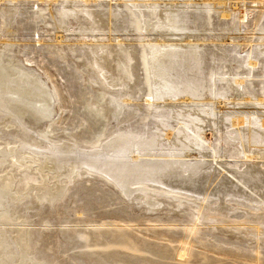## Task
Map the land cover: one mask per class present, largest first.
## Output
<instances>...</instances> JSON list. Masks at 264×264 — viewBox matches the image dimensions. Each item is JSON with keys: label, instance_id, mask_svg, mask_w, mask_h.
<instances>
[{"label": "rangeland", "instance_id": "rangeland-1", "mask_svg": "<svg viewBox=\"0 0 264 264\" xmlns=\"http://www.w3.org/2000/svg\"><path fill=\"white\" fill-rule=\"evenodd\" d=\"M76 1L0 0V49L12 43V59L19 63L22 70H30V74H35L31 75L37 79V85L46 86L45 89L49 90L51 96L52 108L49 118L37 122L31 121L27 116L20 119L11 115L7 126L4 125V120L8 114L0 110V149L4 148V154L0 156V179H5L6 176L4 191L8 193L5 200L0 199V212L6 209L8 211V218H0V233L5 235L4 238L9 243L6 247L0 245V264H264V226H260L257 233L253 228H249L256 227L262 220L264 223V215L260 214L264 213V188L252 189L251 185L247 186L240 180L248 177L249 162L240 156L241 149L235 137V128L230 125L233 118L231 115L238 113L236 110L242 109L244 114H249L255 126L242 120V127L253 126V129H257V147H261L260 152H264L261 133L264 123L256 119L258 116L264 117V103H255L256 97L264 96V0H228L226 8L233 13L226 18L219 17V14L213 11L209 12L203 4L198 6L201 0H99L98 3L102 5L100 7L93 2L89 4L82 0ZM235 1L236 5L233 4ZM124 2L129 3L131 9H128ZM171 2L177 6H172ZM109 3L115 13H120L116 18L112 16L110 21L106 7ZM83 5L85 11L89 14L96 12L97 17L88 19L81 11ZM150 6L156 13H161L160 15H163L167 8H175L174 10L178 9V13L184 17L185 24L178 33L182 35L183 40L175 41L183 44L189 43L190 40L191 45L196 44L199 55L197 61L195 60V67L191 65L194 59L189 55L174 60L169 77L174 78L175 83L188 77L189 83L194 84L196 88L183 89L184 87L180 86L184 82L177 83L176 86H179L182 92L176 94L172 100L153 101L152 105L136 100L133 103L139 105L137 110L129 104H120L116 115L109 114L106 110L108 117H104L96 105H92L93 101L104 103V100L99 91V87L103 86L98 83L99 79L93 76L97 71L91 64L90 50L95 51L98 55L97 61L104 67L103 64H108V61L111 63L112 59L121 56L120 46H108L111 41L115 42L114 35H120L126 44L130 41L134 46L127 44L126 48L132 59H126L124 67L120 65L113 68L116 82L121 84L122 79H125L128 87L124 86L121 90L115 89L113 92L120 96L130 94L135 98L142 93H149L146 84L148 76L145 51L140 44L143 36L139 35H148L153 43L174 40L168 30L154 24L157 18L148 20L145 16L142 17L144 9H149ZM59 9L65 10V16L62 18L67 30H62L52 23L60 17ZM238 10L246 12L241 24L237 23ZM50 13L52 14L49 15ZM140 18L145 20L146 31L142 28L143 22ZM108 26L116 29L112 33L114 37L110 40L107 37ZM126 26L128 30L120 31ZM233 26L240 29L233 30ZM185 34L191 36L187 41H184ZM229 36H234L238 43L232 45L234 43L228 42ZM3 40L7 42L3 44ZM95 44H101L102 49H98ZM248 57L256 62L254 67L250 66ZM182 58H188L189 62L184 64ZM90 70L94 73L90 74V78L93 77L96 84L88 79ZM222 72L248 74H243L245 83L236 87L232 83L226 85V79L223 82L219 80L223 78L219 75ZM212 73L215 74L216 86H211ZM136 75L140 76V81H137ZM230 80L232 82L233 77ZM136 82L141 84L138 93ZM111 84H114L113 81ZM235 88L242 96L250 97L253 103H236L243 100L236 101L233 96ZM219 100L224 102L218 104ZM153 107H157L158 113L165 119L154 120ZM169 109H172L171 112ZM180 110L182 111L179 112ZM246 110H254V113ZM167 130L171 131L169 138L166 137ZM123 132L129 134L124 135ZM132 134L141 137L133 138V141L138 139L135 148L144 145V148L139 147L140 153L142 152L140 158H150V163L193 158V161L206 162L205 173L199 174L206 176L209 173L212 180L203 178L199 181L202 185L200 183L198 187L183 184L180 191L174 192L165 185L151 181L144 182V185L130 183L129 188L136 190H133L131 197H126L109 179L93 171H86L87 169L77 163L73 169L75 175L73 174L74 177L70 178L69 183L65 181L72 170L68 160L60 170L52 173L40 165L59 147H64L67 151L72 148L84 152L96 151L115 137L123 138L130 145ZM20 149L21 156L15 161L12 154ZM182 151L185 154L191 153L190 159L177 154ZM212 153L218 156V163L207 156ZM127 155L130 157L128 152ZM200 155L203 158H199ZM257 160L264 161L262 158ZM129 161L132 162L130 158ZM142 161L147 160L136 162L143 163ZM256 165L264 170V166L259 163ZM179 167V171L183 172L178 171V176L190 177L194 174L190 167ZM8 177L10 179H7ZM220 181L234 184L245 193L235 196L237 192L228 194L222 189H217ZM58 182L64 184L63 191H59ZM142 187L152 193L146 194V197ZM35 192L37 195L47 193L50 197L39 200ZM151 194L153 196H150ZM174 197L180 200H174ZM197 206L208 208L207 213H210V210L216 215L221 213L225 218H218L206 212L201 214L208 215L207 218H202L197 212ZM259 215L263 219L259 218ZM242 223V227L248 228L245 234L242 233L243 230L231 228L232 225L241 226ZM21 229L24 231L25 243L29 250L25 251L23 258L24 249L21 250V244L15 240ZM2 237L0 234V238Z\"/></svg>", "mask_w": 264, "mask_h": 264}, {"label": "bare ground", "instance_id": "bare-ground-1", "mask_svg": "<svg viewBox=\"0 0 264 264\" xmlns=\"http://www.w3.org/2000/svg\"><path fill=\"white\" fill-rule=\"evenodd\" d=\"M55 1V0H53ZM71 1V0H70ZM78 1V0H77ZM76 1V2H77ZM101 1V0H100ZM111 1V0H109ZM189 1V0H188ZM202 2L199 5L202 6L205 5L207 10H209V12H212L213 13H218L219 14V17L221 18H226V17H230V15L233 13V11H229L227 10L226 8V5H227V2L228 0H201ZM82 2L84 3H89V2H93L96 4V6H102L100 5L98 2L99 0H82ZM174 2V1H172ZM171 2V3H172ZM136 3V2H135ZM165 3H169V2H165ZM191 3V2H189ZM90 4V3H89ZM125 6L129 9H131V7L128 6L129 3L127 2H124ZM132 4V3H131ZM137 4V3H136ZM135 4V5H136ZM160 4V3H158ZM234 5H236V1L233 3ZM232 4V5H233ZM87 5V4H86ZM172 6H177L176 3H172L171 4ZM179 5V4H178ZM180 5H182L180 3ZM193 5V4H191ZM191 5H187V6H190ZM197 5V4H196ZM195 5V6H196ZM152 6V5H151ZM150 6L149 9H144V13L141 12V10L137 7V9L140 10V14L142 13V17L145 16L146 19L148 20H153L156 19V21L154 22L155 25H158L159 27H164L165 29L164 30H168L171 34V36H174V38H171V39H174V40H171L169 42H161V43H153V41L151 40L150 37H148V35L146 34H142V35H139V36H143L142 37V41H141V45L143 46L144 48V51H145V62H146V66H147V76H148V81H147V87L149 88V93H142L140 96H138V98H135L133 97L132 95L130 94H126V95H117L116 93L113 92V90H121L122 87H128L127 83H126V80L125 79H122L121 77H119L120 79L123 80V83L119 84V82L117 83L116 82V79H115V75H114V72L115 70H113V68L115 67H118L120 65H125V60L126 59H132V56L130 54V52L127 51V44H129L128 46L130 47H133L134 45H131L130 41L126 44L125 41L120 38L116 35L112 36V33H114L113 31L116 30V29H113L111 28L110 26H108L107 28V37H108V40L112 39L111 37H114L113 39L115 40L114 43H112V41L108 44V46L111 45L114 46V45H118L119 47V54L121 55L120 58H116V59H112L111 63L110 61H108V64H103L104 67L101 66L100 62L97 61V57L98 55H96V53H94L95 51L94 50H90V55H91V64H92V67L95 68V70L97 71L96 75H93L94 73L91 72V70L89 71V76H88V79H91V81L96 84L94 78H90V74H92L93 76H96V78L99 79L98 83L99 84H102V88L99 87V91L101 93L100 96H102L103 100H104V103H101V102H98V101H93L92 102V105H96V108L97 110L99 111V113H103L104 117H108V113L109 114H112V115H116L117 114V111L120 110V104H129L131 106V108H135V110H137V108H139V105L138 104H134L133 101H136V100H139L140 102H142V104H148V105H152L153 104V101H166V100H172V98L176 97V94H179L180 92H182L181 88L180 87H184L183 89H185V87H188L187 89L189 90V88H192V89H195V85L194 84H190L189 81H188V77H186L187 79H185L184 83L182 82H176L175 83V80L173 81V79H171L169 77V72L172 68L171 66V63L174 62V60L178 59L180 56H183V55H189L192 57V59H194L192 62H191V65H193L194 67L196 66V59H197V56L199 55L198 53V50H197V46H195L193 43L192 45L190 44L191 41L188 40L191 36L190 35H186V40L184 41H189V43H183V44H179L177 43L176 41L178 40L179 41H182L183 39H181V34H178L182 29H183V24H185V20H184V17L182 16V14L178 13V9L177 10H168L169 8H167L165 11H163V15H160L158 13H156V10L154 8H152ZM156 6V4L154 5ZM160 6V5H159ZM194 6V7H195ZM68 7V5H67ZM107 7V17L109 19V21L111 20V17L113 16L114 18H116L119 14L115 13V11L111 8V4L109 3ZM132 7H133V4H132ZM149 7V6H148ZM185 7V6H184ZM81 11L84 13L85 16H88V19L89 18H92V17H97V13L96 12H91L90 14L85 11L84 8V5L83 7L81 6ZM102 8V7H101ZM152 8V9H151ZM166 8V7H165ZM187 8V7H186ZM203 8V7H202ZM229 8V7H228ZM133 9V8H132ZM158 9V8H157ZM163 9V8H162ZM188 9V8H187ZM135 10V9H134ZM181 10V9H180ZM196 10V9H195ZM231 10V9H230ZM136 11V10H135ZM147 13H146V12ZM182 11H183V7H182ZM197 11V10H196ZM139 12V11H138ZM137 12V14H139ZM161 12V10H160ZM65 10H60L59 9V14H60V17L58 19H55L54 22H52L56 27H60L62 30H67L65 29V26L63 25V18L65 16ZM236 13V12H234ZM237 23L241 24L245 17H246V12L243 11V10H238L237 11ZM48 14V13H47ZM52 13H50L49 15H51ZM159 15V17L157 16ZM235 15V14H233ZM139 16V15H138ZM209 16V14H208ZM52 19L54 20L53 16H51ZM63 17V18H62ZM141 17V15H140ZM62 18V19H61ZM235 18V17H234ZM51 19V20H52ZM142 19V18H140ZM147 20V21H148ZM211 20V19H210ZM141 22H143V26L142 28L145 30L146 28L144 27V24H145V20L142 19ZM148 23V22H147ZM234 23H236L234 21ZM233 24V23H232ZM234 25V24H233ZM155 27V26H154ZM149 28V27H148ZM153 28V27H152ZM156 28V27H155ZM89 29V28H88ZM239 30L240 27H235L233 26V30ZM8 30H10V28H8ZM90 30L93 31V29L91 28ZM118 30V29H117ZM122 30H128L127 26L126 27H123L120 31ZM147 30V29H146ZM145 30V31H146ZM150 30V29H149ZM157 30V29H156ZM191 30V29H190ZM202 30V29H201ZM151 31V30H150ZM144 32V31H143ZM162 32V31H161ZM164 32V31H163ZM95 33V32H94ZM160 33V31H159ZM177 33V35H176ZM168 34V33H167ZM221 34V33H220ZM146 37H145V36ZM162 35V34H161ZM193 35V34H192ZM158 36V34L156 35ZM163 36V35H162ZM184 36V35H183ZM235 36V35H234ZM234 36H229L227 37V39H229L228 42H232L234 44L232 45H236L238 42L235 41L236 38ZM159 37V36H158ZM161 37V36H160ZM169 37V36H168ZM204 37V36H203ZM163 38V37H161ZM184 38V37H182ZM188 38V39H187ZM205 38V37H204ZM202 38V39H204ZM231 38V39H230ZM92 39V38H91ZM153 39V38H152ZM206 39V38H205ZM61 40V39H60ZM59 40V41H60ZM158 40V38H157ZM166 40V39H165ZM176 40V41H175ZM5 44L7 41L3 40ZM39 41V39H38ZM9 42V41H8ZM156 42V41H154ZM237 42V43H236ZM85 44V43H84ZM107 44L105 46H107ZM60 45V44H59ZM92 45V44H91ZM97 45V44H95ZM101 44L97 45L98 49H102V47L100 46ZM183 45V46H182ZM93 46V45H92ZM103 46V45H102ZM12 43L11 44H6V46H4V48L0 49V110H3V112H6V114H8V117L5 118V126L6 123H10L9 122V119L12 118L11 115H13L14 117H21L23 118V116H27L28 118L32 119L31 121H40V120H44V119H47L51 116V96H50V93H49V90H46L45 87L46 86H43L42 85H37V82H36V78L34 76H32L31 74H34V73H31L30 74V70L27 71V70H22L21 66L19 65V63L14 59V56H13V51H12ZM94 48V47H93ZM96 49V48H95ZM108 49L105 50L108 51ZM97 51V50H96ZM104 52V51H103ZM107 54V53H106ZM109 55H111V52H109ZM108 55V56H109ZM105 56V54H104ZM97 58V59H96ZM102 58V57H101ZM107 60V59H106ZM183 61V63H188L189 62V59L188 58H182L181 59ZM196 60V61H195ZM248 61H249V64L251 67H254L256 65V62L253 61V60H250V57H248ZM107 62V61H106ZM103 63V61L101 62ZM112 64V65H111ZM15 67H17L18 69H16ZM20 69L22 71H20ZM119 73V72H118ZM243 74L247 75L248 73H229V72H222L220 73L219 75L220 76H223V78H220L219 80L221 82L223 81H226L227 80V84L226 85H230L232 83V85L234 86H241L245 83V79H244V76ZM35 75V74H34ZM215 74L212 73L211 74V79L213 80L211 82V86L212 85H215L216 86V83H215ZM109 76V77H108ZM235 76V77H234ZM233 77V81L231 82L230 78ZM136 78L137 81L139 80L140 76H137L136 75ZM226 79V80H225ZM249 79V78H248ZM251 79V78H250ZM256 79V78H255ZM109 80H112L114 84H111V82H109ZM119 80V79H118ZM252 80V79H251ZM97 81V80H96ZM140 81V80H139ZM254 81V80H252ZM251 81V83H252ZM40 83V82H39ZM92 83V84H93ZM97 83V84H98ZM177 83H182L183 85L182 86H176ZM250 83V81H249ZM136 84V87H138L137 89V92L138 93L141 88H139V86L141 85L140 83H135ZM134 84V85H135ZM180 85V84H179ZM232 87V86H231ZM226 88V87H225ZM230 88V87H229ZM191 90V89H190ZM143 92V91H142ZM184 92V90H183ZM250 92V91H249ZM195 93V92H194ZM208 93V92H207ZM214 93V92H213ZM189 94V93H188ZM210 94V93H209ZM223 94V93H222ZM184 95H186L184 93ZM208 95V94H207ZM219 95V94H218ZM192 96V95H191ZM209 96V95H208ZM234 98H236L237 100L236 101H241L243 100L242 102H236V103H244V104H247V103H253V101L250 99V97H244L240 94V91L238 89H234ZM188 97V96H187ZM186 97V99H187ZM215 97V96H214ZM101 98V99H102ZM121 98V99H120ZM184 98V96H183ZM223 98H226V97H223ZM248 98V99H247ZM189 99V97H188ZM187 99V100H188ZM207 99V98H206ZM210 99V97L208 98ZM185 100V99H183ZM227 100V99H226ZM189 101V100H188ZM187 101V102H188ZM185 102V101H184ZM213 102V101H212ZM224 101L222 100H219L217 101L218 104L220 103H223ZM227 102V101H226ZM229 102V101H228ZM227 102V103H228ZM232 102H235V101H232ZM168 105H169V102H167ZM183 103V102H182ZM192 103V102H191ZM190 103V104H191ZM197 103V101H196ZM201 103V102H200ZM211 103V102H210ZM255 103H264V96L262 97H256L255 98ZM156 104V103H155ZM154 104V105H155ZM166 104V103H165ZM181 104V103H180ZM211 105V104H210ZM129 107V106H128ZM252 107V106H251ZM251 107H247V108H251ZM245 108V107H244ZM252 108H255V107H252ZM161 109V108H160ZM181 109V108H180ZM187 109V108H186ZM236 109V108H235ZM107 110V112H106ZM170 110V109H169ZM172 110V109H171ZM170 110V112H171ZM174 110V109H173ZM190 110V109H189ZM205 110V109H204ZM207 110V109H206ZM242 110V109H241ZM241 110H236L238 113H236V115H231V117L233 116V118H231L230 120V125H232L234 128H235V137H237L238 141H239V146H240V149H241V157L244 159V161L246 162H249L248 164V171H247V175L248 177L246 178H240V180L242 181V183H244L245 185L247 186H250L251 185V188L252 189H261V188H264V170H262L263 168H258V166L256 165L257 163H259L260 165L264 166V161L261 160V162H258L257 158L258 159H263L264 160V152H260L261 151V147H257V144L259 143V133L257 131V129H253V126L252 128L251 127H247L245 128V126L242 127V120L244 121H247L248 124H253L251 118L249 117V114L247 113H243V111ZM176 111H178V109H176ZM182 110H180L179 112H181ZM232 111V110H231ZM247 112H250V113H254V110H246ZM2 112V113H3ZM159 111H157V107H153V111H152V116L154 118V120H159L161 121L163 118L165 119V117H162L163 115L158 113ZM161 112H164V111H161ZM169 112V111H168ZM220 112V111H218ZM257 112V111H256ZM260 112V111H259ZM166 113V112H165ZM177 113V112H176ZM175 113V114H176ZM186 113H187V110H186ZM5 114V113H4ZM238 114V115H237ZM257 114V113H256ZM173 115V114H172ZM181 115V114H180ZM196 115V114H195ZM248 115V116H247ZM251 115V114H250ZM253 115V114H252ZM150 116V115H149ZM179 116V115H178ZM264 116V115H263ZM180 117V116H179ZM182 117V116H181ZM220 117V116H219ZM218 117V118H219ZM241 117H244V119H242ZM259 117V116H258ZM256 118L257 120L259 119L260 120V123H264V117H259V118ZM116 118V116H115ZM184 118V117H183ZM187 118V117H186ZM190 118V117H189ZM200 118V117H199ZM202 118H203V115H202ZM208 118V117H207ZM217 118V117H216ZM179 119V118H178ZM177 119V120H178ZM213 120H215L214 118H212ZM181 120V119H180ZM194 120V119H192ZM184 121V120H183ZM198 121V120H197ZM220 121V120H219ZM39 123V122H38ZM201 123V122H199ZM209 123V122H208ZM217 123V122H216ZM246 123V122H245ZM246 123V124H247ZM259 123V122H258ZM195 124V123H194ZM205 124V123H204ZM247 124V125H248ZM206 125V124H205ZM254 125V124H253ZM255 126V125H254ZM160 127V126H158ZM205 127V126H204ZM211 127V126H210ZM156 128V127H155ZM194 128V127H193ZM192 128V129H193ZM199 128V127H198ZM197 128V129H198ZM168 129V127H167ZM263 129V128H262ZM22 130V129H21ZM164 130V129H163ZM194 130V129H193ZM192 130V131H193ZM264 130V129H263ZM263 130H261V133L263 134V141H264V132ZM177 131V130H176ZM197 131V130H196ZM260 131V129H259ZM127 132V131H125ZM124 135H127L125 134ZM180 132V131H179ZM198 132V131H197ZM196 132V133H197ZM203 132V131H202ZM155 133V132H154ZM174 133V132H173ZM210 133H211V130H210ZM115 134V133H114ZM113 134V135H114ZM177 134V133H176ZM181 134V133H180ZM112 135V136H113ZM133 137H130L131 141H130V145H128L127 141H125L123 138H118V137H115V138H111L110 141L105 144V146L103 148L96 150V151H89V152H84V151H80L78 149H70V150H65L64 147H59V149H56L52 152V155L51 157H49L48 159H45L43 160L40 165L42 167H45L46 170H49L51 173L56 171L57 170H60L63 166V163L68 160L69 164L71 165V172L68 174L67 176V179L68 180H65L67 181V183L71 182V179L72 176L74 177V171L73 169L75 168L74 167V164L77 163L78 166L81 165V167H84L85 169H87L86 171H93L95 172L96 174L100 175V176H103L105 179H109L112 183H114L120 190L121 193L124 194V196L126 197H129L133 190L135 191V189L131 190V188H129V185L130 183L131 184H134V183H140V184H143L144 185V182H147V181H151V182H154V183H157V184H160V185H165L166 187H169L171 189L172 192L176 191V190H181L183 184L185 186H190V187H198V184H200L201 182H199L200 180H202L203 178H210V180H212V177H210L209 173L208 175H204V176H201L199 174V172H204L205 173V163L201 162V161H193L192 159L193 158H189L191 157V153L190 154H185L182 153H177L179 154V156L181 157H188L190 160H184V161H180V160H176V161H158V162H152L150 163V158H140V154H142V152L140 153L139 151V147L140 146H143L144 148V145H138L139 147L135 148L134 146L137 145L136 143V140L138 141V139H136L135 141H133L136 137L138 138H141L140 136L136 135V134H132ZM171 135V131L167 130L166 131V137H170ZM111 136V137H112ZM117 136V134L115 135ZM129 136V135H128ZM154 136V135H153ZM152 136V137H153ZM177 136V135H176ZM161 137V136H159ZM165 137V138H166ZM202 137V136H201ZM200 137V138H201ZM206 137V135H205ZM109 138V137H108ZM134 138V139H133ZM157 138V137H156ZM186 138V137H185ZM129 139V140H130ZM153 139V138H152ZM176 139V137L174 138V140ZM107 140V139H106ZM105 140V141H106ZM140 140V139H139ZM173 140V139H172ZM206 140V139H204ZM194 141V140H193ZM196 141V140H195ZM203 141V140H202ZM142 142V141H141ZM140 142V143H141ZM150 142H152L150 140ZM178 142V141H177ZM183 142V141H182ZM181 142V143H182ZM145 143V142H144ZM149 143V142H148ZM155 143V141H154ZM191 143V142H190ZM189 143V144H190ZM147 144V143H146ZM173 144V143H172ZM184 145V144H183ZM183 145H182V148H183ZM176 146V145H175ZM181 146V144H180ZM186 146V145H185ZM197 147V146H196ZM195 147V148H196ZM16 148V147H15ZM98 148V147H97ZM142 148V149H143ZM181 148V149H182ZM69 149V148H68ZM88 149V148H87ZM148 149V148H147ZM154 149V148H153ZM157 149V148H156ZM178 149V148H177ZM185 149V148H183ZM91 150V149H90ZM144 150V149H143ZM149 150V149H148ZM151 150V149H150ZM180 150V149H179ZM14 151V150H13ZM21 151L22 149H20L19 151H16V153L13 152V157H15V161L19 158V155L21 156ZM26 151V150H25ZM174 151V150H173ZM127 152L129 154L130 157H128L127 155ZM145 153V151H143ZM150 153V152H149ZM162 153V152H161ZM172 153V152H171ZM4 154V148L0 149V156ZM145 154H148V153H145ZM154 154V153H153ZM216 154V153H215ZM215 154H210V155H207V156H210L212 161L214 160L215 162H217V158L218 156H216ZM168 155V154H167ZM170 155V154H169ZM150 156V155H149ZM171 156V155H170ZM221 156V155H220ZM219 156V157H220ZM2 157V156H1ZM12 157V158H13ZM193 157V156H192ZM202 155H200L199 158H201ZM223 157V156H222ZM5 158V156H4ZM128 158H130L131 161L128 162ZM203 158V157H202ZM147 160L146 162H143V163H137L136 161L138 160ZM256 161H254V160ZM238 160V159H237ZM14 161V160H13ZM47 163H49V165H47ZM121 163V164H120ZM147 163V164H146ZM218 163V162H217ZM18 164V162H17ZM39 165V166H40ZM179 165H182L183 167L186 166L187 168H191L192 170V173H194L193 175H190V177H182L181 176H178V171L181 167H179ZM62 166V167H61ZM41 168V167H40ZM83 169V168H82ZM186 169V168H185ZM39 170V169H38ZM43 171V170H42ZM41 171V172H42ZM246 171V170H245ZM244 171V172H245ZM49 172V173H50ZM177 172V173H176ZM179 172H183V171H179ZM209 172V171H207ZM206 172V174H207ZM9 173H11L9 171ZM76 173V172H75ZM187 173V172H186ZM189 173V172H188ZM197 173V174H196ZM246 173V172H245ZM74 174V175H73ZM94 174V173H93ZM241 174V173H240ZM8 175V174H7ZM12 175V174H11ZM10 175V176H11ZM58 175V174H56ZM137 177H135V176ZM186 175V174H185ZM188 175V174H187ZM4 176V175H3ZM9 176V177H10ZM59 176V175H58ZM7 178V179H10V178ZM62 178V176L60 177ZM64 178V176H63ZM222 178V177H221ZM5 179H6V176H5ZM5 179H0V199H4L6 198V194L7 191H4V187L6 186V182L7 180ZM15 179V178H14ZM13 180V179H12ZM219 180V179H218ZM30 181V180H29ZM46 181V180H45ZM215 181V180H214ZM9 182V180H8ZM166 182V183H164ZM190 182V183H188ZM199 182V183H198ZM44 183V182H43ZM46 183V182H45ZM150 183V182H148ZM187 183V184H186ZM214 183V182H213ZM55 184V183H54ZM59 184V182H58ZM205 184V183H204ZM203 184V185H204ZM212 184V183H211ZM210 184V185H211ZM216 184V183H215ZM214 184V185H215ZM9 185V183H8ZM7 185V186H8ZM43 185V184H42ZM57 185V184H56ZM60 185V188H59V191H63L62 189L65 187L64 184H59ZM171 185H176L175 187L171 186ZM202 185V183H201ZM200 185V186H201ZM207 185V184H206ZM209 185V186H210ZM52 186V184H51ZM181 186V187H180ZM184 186V187H185ZM40 187V185L38 186ZM49 187V186H48ZM205 187V186H204ZM207 187V186H206ZM215 188V186H213ZM212 187V188H213ZM50 188V187H49ZM211 188V187H210ZM61 189V190H60ZM185 189V188H184ZM202 189H203V186H202ZM217 189H222L224 192H227L228 194L229 193H232L234 194L235 192H237L236 195L240 196L241 194L240 193H245L244 191L242 192V190L237 187L236 185L234 184H231L227 181H220L219 185L217 186ZM216 189V190H217ZM37 190V189H36ZM45 190V189H44ZM57 190V189H56ZM141 190H143V194H148L149 192V189L145 188V187H142ZM146 190V191H144ZM179 190V191H180ZM192 190V189H191ZM195 190V189H194ZM198 190V189H197ZM41 191V190H40ZM200 191V190H199ZM215 191V190H214ZM264 191V190H263ZM261 190V192H263ZM156 192V191H155ZM178 192V191H177ZM11 193V192H9ZM36 195H37V192H35ZM50 193V192H49ZM63 193V192H62ZM152 193V192H150ZM149 193V194H150ZM148 194V195H149ZM221 194V193H220ZM50 194H38L37 197L39 200H45L47 199L48 196ZM52 195V194H51ZM61 195V194H60ZM156 195V194H155ZM167 195V194H166ZM261 195V194H260ZM48 196V197H47ZM53 196V195H52ZM150 196H153L152 194ZM210 196V195H209ZM245 196V195H244ZM264 196V194H263ZM262 196V197H263ZM131 197V196H130ZM147 197V195H146ZM168 197V196H167ZM171 197V196H170ZM178 197V196H177ZM177 197H174V200H180V198L178 199ZM243 197V196H242ZM246 198V197H245ZM264 198V197H263ZM8 199V198H7ZM51 200L53 199L52 197L50 198ZM149 199V198H148ZM5 200V199H4ZM150 200V199H149ZM151 200H152V197H151ZM222 200V199H221ZM260 201V200H259ZM50 202V201H49ZM178 202V201H177ZM176 202V203H177ZM4 203V202H2ZM6 203V201H5ZM159 202H157V205H158ZM224 204V203H223ZM2 205V204H1ZM4 205V204H3ZM259 205V204H258ZM263 205V204H262ZM261 205V207H262ZM8 206V205H7ZM199 206H201V204H199ZM199 210H197L198 213H205L206 214H211L212 216L215 215V216H218V218H221V217H224L223 214H219L217 213H213L211 210H210V213H207L208 212V208L206 207H199ZM204 206V205H203ZM260 206V205H259ZM6 209V208H5ZM2 210V209H1ZM226 212V211H225ZM262 212V211H261ZM199 214V215H200ZM219 214V215H218ZM253 214H256V213H253ZM262 216L264 215V213H260ZM202 215V218H207L208 215ZM257 215V214H256ZM258 217V216H257ZM0 218H8V211L7 209L6 210H2L0 212ZM11 218V217H10ZM213 219H217L212 217ZM225 218V217H224ZM259 218H262L260 217L259 215ZM212 219V220H213ZM256 219V218H255ZM263 219V218H262ZM210 220V218H209ZM228 220V219H227ZM257 220V219H256ZM211 221V220H210ZM258 221V220H257ZM261 221V220H260ZM263 221V220H262ZM262 221L259 223V225H255L256 227H253V226H250L249 228L250 229H254L257 233L258 229L260 226H264V223H262ZM216 223V222H215ZM256 223V222H255ZM243 226V223L238 225V224H235V225H232L231 228H237L239 229L238 231L240 230H243V234H245V232L247 231V227H242ZM221 227V226H220ZM18 228V227H17ZM221 228H224L221 227ZM19 231V230H18ZM3 232V231H1ZM1 236H3L2 238H0V245H3V246H8L9 243L8 241L4 238L5 235H3V233H0ZM17 241V243H20L21 244V250L22 248L24 249V252H22V258L24 257L25 255V251L28 250L27 249V246H26V243H25V235H24V231L21 229V231L19 232V234L17 235V239H15ZM7 250V249H5ZM20 250V249H19ZM18 250V251H19ZM29 251V250H28ZM2 253V252H1ZM21 254V252H20ZM21 255H19V258H20ZM18 258V259H19ZM21 258V259H22ZM28 259V257H26ZM20 259V260H21ZM25 259V258H24ZM11 260V259H10ZM23 260V259H22ZM30 260V258H29ZM26 261V259H25ZM24 261V262H25ZM35 262V261H34ZM31 263H33V261H31ZM40 263V262H39Z\"/></svg>", "mask_w": 264, "mask_h": 264}]
</instances>
